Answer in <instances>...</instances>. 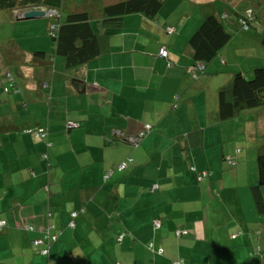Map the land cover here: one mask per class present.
<instances>
[{
  "label": "crops",
  "instance_id": "crops-1",
  "mask_svg": "<svg viewBox=\"0 0 264 264\" xmlns=\"http://www.w3.org/2000/svg\"><path fill=\"white\" fill-rule=\"evenodd\" d=\"M117 1L64 0L67 14L46 21L50 29L70 13L89 12L104 37L103 55L74 70L54 43L0 48V220L7 223L0 264H264V214L251 190L264 109L213 122L209 97L229 82L217 84L216 75L196 82L186 73V45L214 7L189 0L196 6L186 10L169 1L155 19L129 14L122 27H107L103 8ZM20 12L10 21H21ZM242 44L246 53L263 52ZM162 45L168 60L159 56ZM243 54L230 53L233 66L223 74L256 65ZM146 125L152 130L141 139ZM202 171L209 176L199 182ZM48 230L59 239L43 255L47 244L39 241Z\"/></svg>",
  "mask_w": 264,
  "mask_h": 264
},
{
  "label": "trees",
  "instance_id": "trees-1",
  "mask_svg": "<svg viewBox=\"0 0 264 264\" xmlns=\"http://www.w3.org/2000/svg\"><path fill=\"white\" fill-rule=\"evenodd\" d=\"M169 1L184 3L186 0H119L103 8L102 22L107 27L119 28L122 27L124 16L129 14H140L155 19L167 9ZM63 2L64 0H0V11L24 12L36 8L60 11ZM244 3H247L246 7L243 5ZM213 7L214 12L203 19L186 45L192 53V64L186 67V73L196 82L207 76L214 77L216 75L219 78L222 77L221 75L225 76L223 67L227 66L229 69L230 66H233L229 59L230 53L235 56L239 52L242 53V50L245 54L240 57V60L244 62L256 60L255 66L251 67L252 65L248 64L245 69L247 72L243 70L235 73L228 72L230 78L227 79V83L229 82L227 87H223L213 97H209L210 112L214 117L216 116L215 119L212 118L213 122L223 124L231 120L237 121L247 112L256 114L264 109V0H240L234 6L228 5L218 9L213 4ZM91 20L89 12L70 13L64 22H61L56 33L52 35L51 39L56 52L65 60L68 70H74L103 55L104 37L102 38L99 33L95 32ZM168 28L173 30L171 34H168L175 33L174 27L166 25L165 31ZM242 43L261 48L263 52L261 55H255L256 49H254L246 53V49L241 48L244 46ZM165 47L168 56L162 59L168 60L169 49L167 46ZM252 53L254 56H251ZM212 65H216L219 69L213 70ZM209 69H211L210 72H208ZM71 81L79 92L86 91V87H80L77 84L76 78H72ZM151 130L152 126L146 125L141 139ZM239 153L240 149L237 150V154ZM256 158L258 183L253 185L251 190L256 209L259 213L264 214V143L258 147ZM227 162L231 167H235L237 159L229 158ZM203 173L209 176L208 171H202L198 177L199 182L205 178ZM156 189L157 186H154L153 190ZM73 214L78 216L76 212L71 214L68 224L70 229L76 228L77 225V216L74 218ZM71 222H74V227L70 225ZM154 227L158 228L155 221ZM53 235L56 236L55 241L50 244L42 243L47 244V254H49V246L59 239L57 234ZM44 237L40 240H43ZM180 262L182 264L184 261Z\"/></svg>",
  "mask_w": 264,
  "mask_h": 264
},
{
  "label": "rangeland",
  "instance_id": "rangeland-1",
  "mask_svg": "<svg viewBox=\"0 0 264 264\" xmlns=\"http://www.w3.org/2000/svg\"><path fill=\"white\" fill-rule=\"evenodd\" d=\"M191 1L196 2L197 0H191ZM238 1L240 0H210L209 4L211 5V3H213L215 6H217L218 9H222L224 6H228V5L234 6L235 4L238 3ZM198 2H201V1L198 0ZM184 3L186 5V8H185L186 10H189L188 8L189 6H196L194 4H191L189 0H187V2H184ZM213 4L211 6L205 5L206 8L204 9L211 8ZM243 5L246 7L247 3L246 4L244 3ZM201 10H202V7L198 5L197 7L198 14H199V11ZM62 11L60 10V15H62L61 14ZM64 12L66 15L67 12L66 11ZM10 13L11 12L9 11H0V48H2L8 42L10 44L14 42L15 44H19L20 47L27 48V49L37 48L38 46L36 47V44H44L45 42H47L48 44L53 43L50 38V31L52 30L53 26L55 27V25H53L49 29V27L46 26L45 23L48 19L50 21H55V22H58L61 19L56 20L55 18L47 17V18H40V19L35 18V19H29V20H21V21L14 19L13 21H10V18H9ZM4 17H7V18H5L4 20ZM54 29H57V27H55ZM237 62H238V57H236V59L234 58V63L236 64L235 68L239 69L242 67V63L238 64ZM29 68H30V64H29ZM1 72H3V70L0 71V76H1ZM229 76L230 75H225V76L222 75V77H220L219 80L217 79L216 81L217 84H220V85H222L223 83L226 84ZM11 82L12 80H10V83ZM8 83L9 81H7V84Z\"/></svg>",
  "mask_w": 264,
  "mask_h": 264
},
{
  "label": "built area",
  "instance_id": "built-area-1",
  "mask_svg": "<svg viewBox=\"0 0 264 264\" xmlns=\"http://www.w3.org/2000/svg\"><path fill=\"white\" fill-rule=\"evenodd\" d=\"M55 27L53 26V28H52V32L53 31H55L56 29H54ZM173 32V30L171 29V28H168L167 29V33H172ZM159 56L161 57V58H166L167 56H168V51H167V48L165 47V46H163V47H161V49H160V52H159ZM11 80V79H10ZM10 87L11 88H13L14 86L11 84L10 85ZM78 127V124L77 123H70L69 125H68V129H72V128H77ZM42 132V131H41ZM46 136V133H40V134H38V137H45ZM45 158H47V157H45ZM126 167H127V163H123L122 165H120L119 167H117L116 169L118 170V171H124L125 169H126ZM111 174H112V171H110L106 176H105V180H108L109 179V177L111 176ZM204 174V176L203 177H206L207 176V174L206 173H203ZM74 218L77 216L76 214H73L72 215ZM71 226H73L74 227V222H71V224H70ZM155 225L157 226V227H159L160 226V222L159 221H155ZM7 227V223H6V221H3V220H1L0 221V231L1 230H3L4 228H6ZM177 235H178V237H180L181 235H182V233H181V231H178L177 232ZM55 239H56V236H52L50 233H49V230L45 233V237H44V239L43 240H40L39 241V243H44V242H46L47 244H50V242H52V241H55ZM160 252H162V251H160ZM48 253V249H45V250H43L42 251V254H44V255H46ZM176 264H181V262H177Z\"/></svg>",
  "mask_w": 264,
  "mask_h": 264
},
{
  "label": "water",
  "instance_id": "water-1",
  "mask_svg": "<svg viewBox=\"0 0 264 264\" xmlns=\"http://www.w3.org/2000/svg\"><path fill=\"white\" fill-rule=\"evenodd\" d=\"M55 11L53 10H46L43 8H36L32 10L24 11L20 14L19 20H29V19H40L45 18L53 15Z\"/></svg>",
  "mask_w": 264,
  "mask_h": 264
},
{
  "label": "clouds",
  "instance_id": "clouds-1",
  "mask_svg": "<svg viewBox=\"0 0 264 264\" xmlns=\"http://www.w3.org/2000/svg\"><path fill=\"white\" fill-rule=\"evenodd\" d=\"M46 10H47V9H46ZM21 13H22V12H20V14H21ZM55 14H56V11H55V13H54L53 15H51V16H49V17H52V16H54ZM57 14H58V13H57ZM19 16H20V15H19ZM19 16H18V18H19ZM60 24H61V23H60ZM60 24H59V25H60ZM59 25L56 24L55 27H57V29H58ZM57 29H56V30H57ZM56 30L53 31V32H52V30H51V34H52V35L55 34V33H56ZM51 34H50V37L52 38V35H51Z\"/></svg>",
  "mask_w": 264,
  "mask_h": 264
}]
</instances>
